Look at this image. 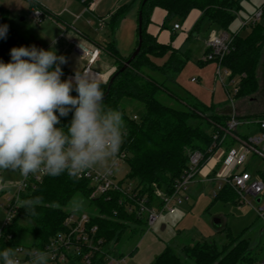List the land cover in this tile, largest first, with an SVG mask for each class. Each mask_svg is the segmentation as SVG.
Masks as SVG:
<instances>
[{
  "label": "trees",
  "instance_id": "1",
  "mask_svg": "<svg viewBox=\"0 0 264 264\" xmlns=\"http://www.w3.org/2000/svg\"><path fill=\"white\" fill-rule=\"evenodd\" d=\"M30 3L31 8H40L32 0ZM83 3L88 6L86 0ZM260 7L263 19L264 3ZM155 8L165 12L160 28H167L174 19L183 22L192 10L199 11L200 15L190 29V33H193L199 30L204 21L228 31L230 23L242 9V5L241 0H147L144 4L142 0L138 2V12L142 13L140 52L127 68L116 75L109 88L110 76L102 87L105 93L104 104L123 114L126 135L119 152L125 154L124 160L128 164L126 178L135 179L136 185L141 187L142 193H147L149 200L154 199V190L172 192L174 181L187 166L190 151L200 150L205 154V159L209 156L207 149L212 143V133L216 130V125L224 126L229 119L227 113H213V108L190 97L173 80L172 76L178 73L188 60L189 52H182L173 46L174 33L171 34L170 42L161 43L156 35L147 31ZM127 12L128 6H121L110 15L108 25L111 34ZM7 20V14L0 6V25H8L6 39H0V60L5 63L11 59V48L31 46L18 36ZM257 23L259 21L250 24L249 27ZM232 34V50L223 57L221 65L228 70L230 79L237 77L234 96H251L258 89L256 68L261 56V42L264 41V27L257 35L253 30L245 36ZM137 42L138 29L136 45ZM102 48L113 58L116 65L112 74L118 71L130 56H121L113 40L104 42ZM161 58H165L164 61L158 62ZM61 67L64 73L63 80L69 73L63 65ZM167 81L173 83L176 94L166 87ZM160 93L177 98L185 107L175 108L165 104L159 100ZM72 95L76 93L73 92ZM124 99L141 103L144 106L143 112L140 115H126L122 103ZM71 119L72 113L61 118V125L58 126L67 125ZM234 144L235 141L231 137L224 141L226 149ZM36 196L41 197V204L35 210L36 215L27 214L22 202ZM109 196V199L104 197L90 199L88 181L70 178L67 173L56 177L45 175L34 189L20 194L22 202L19 203L16 216L0 233V250L20 244L15 238L21 233L31 236L32 241L27 247L38 249L43 247L52 236L62 230L63 221L72 210L69 207L75 199L87 200L93 208L89 211L90 224L97 226V237L103 239V244L107 246L110 242L119 240L129 230V226H139L143 223L134 213L124 211L118 203L120 197L118 193H110ZM213 200L236 203V195L225 185ZM134 229L137 232L136 227L131 228ZM241 235L233 236L230 230L226 229L228 243L221 247H218L214 240H203L191 246H183L182 252L192 261L188 264H254L259 258L257 251ZM260 249H264V246ZM104 263V255L95 252L91 264ZM0 264H3L2 260ZM67 264L79 263L73 259ZM152 264L187 263L172 247L165 246Z\"/></svg>",
  "mask_w": 264,
  "mask_h": 264
},
{
  "label": "rangeland",
  "instance_id": "2",
  "mask_svg": "<svg viewBox=\"0 0 264 264\" xmlns=\"http://www.w3.org/2000/svg\"><path fill=\"white\" fill-rule=\"evenodd\" d=\"M86 1L88 6H85L80 0H34L33 2H36L45 12L40 22L34 20L30 15V0H0V6L7 14L8 24L15 29L18 36L31 46L35 45L37 48L42 46L43 48L45 44L57 39L60 40V43L68 45L71 34L78 35L77 32L79 31L98 42L100 44L99 49L102 48L104 41L113 40L114 45L120 52L130 55L135 49L137 41L139 0H91L90 4L89 0ZM263 3L264 0H241L242 9L230 23L228 32L236 33L240 28V18L252 14ZM121 6H128V12L119 21L114 33L111 34L108 25L110 15ZM173 22L182 23V20L174 19L169 24ZM211 27H214L212 28L215 29L214 32L220 30L215 25ZM262 27H264V18L252 27L247 26L241 29L239 35L245 36L250 30H253V33L257 35L261 32ZM209 29H207V24L202 22L198 38L190 36L185 40L186 34L178 32L185 44L184 48H189L190 52L183 68L172 76L173 80L206 106H222L221 108H223L225 104L230 106L232 101L237 113L236 102H240L244 104L246 111L251 113L247 114L246 118L263 116L264 41L261 42V56L256 68L257 91L251 96L235 98L234 86L237 83V77L230 79L229 73L221 70L222 81L220 82L216 78L217 61H203V40L205 42L208 40L211 32ZM78 39L71 41H76L86 47ZM175 39H177V36H174L172 42ZM169 41H171V38ZM66 51L72 64L76 63L77 56L74 45L71 44L70 46L69 44ZM109 57L106 51L100 49V57L91 66V69H98L100 65L109 64ZM164 59H158V62H162ZM86 64L87 58L83 62L77 63V66H86ZM99 70L101 71V69ZM191 77H197L199 81L192 83L190 82ZM65 79L68 78L65 76ZM166 83V87L176 94L173 83L169 81ZM159 100L175 108L185 107L180 100L165 93L159 94ZM122 103L128 116L140 115L144 110V106L136 101L124 99ZM216 111L217 108L213 109V113H217ZM245 127L247 126H242V130H245ZM250 165L249 170L255 166L264 173L263 157H256ZM91 169L99 173L111 171L116 180H127L128 164L123 159L118 160L117 157L115 163L109 161L107 169L99 166ZM22 179L23 176L19 172L0 170V186H2L0 187V229L6 215L5 200ZM128 182L136 185L135 179L128 178ZM211 189L212 186L208 183L189 184L187 192L191 196L187 201L173 202L175 209L173 214H161L151 229H148L144 219L139 226H129V230L119 240L110 242L108 248L117 252L115 254L124 256L125 261L121 264H152L154 258L162 249L165 246H170L188 264L192 261L184 256L183 246H191L203 240H214L216 245L221 247L223 244L228 243L226 229H229L233 236L242 234V238L247 239L249 245L256 249L259 258L264 256V249H260L264 246V212L260 215L255 211V208L264 203V192L257 197L252 198L249 196L248 200L251 201V205H249L247 203L235 204L231 202L224 203L220 200L214 201ZM153 197L154 199L150 202L157 205L158 200L155 192ZM257 199H260V201H257ZM20 202L22 201L19 200ZM69 208L83 210L88 213L93 210L87 200L77 201V199L72 202ZM21 222L23 223V221ZM161 225H164L165 228L161 229ZM132 227H136L137 232H135V229L131 230ZM15 240L24 246L29 245L32 241L31 236L26 233L19 234Z\"/></svg>",
  "mask_w": 264,
  "mask_h": 264
},
{
  "label": "clouds",
  "instance_id": "3",
  "mask_svg": "<svg viewBox=\"0 0 264 264\" xmlns=\"http://www.w3.org/2000/svg\"><path fill=\"white\" fill-rule=\"evenodd\" d=\"M7 32L8 25H0V39H6ZM10 56L7 63L0 60V170L25 178L42 172L78 179L88 169L115 163L125 123L120 111L104 104L102 78L76 70L62 80L61 65L67 59L54 47H13ZM70 113V122L58 126ZM40 204L36 196L24 200L22 207L36 215ZM0 260L21 264L12 247L0 250ZM47 260L46 252L34 250L28 264Z\"/></svg>",
  "mask_w": 264,
  "mask_h": 264
},
{
  "label": "built area",
  "instance_id": "4",
  "mask_svg": "<svg viewBox=\"0 0 264 264\" xmlns=\"http://www.w3.org/2000/svg\"><path fill=\"white\" fill-rule=\"evenodd\" d=\"M122 1V0H120ZM31 17L40 22L45 15L43 9L33 7L31 9ZM262 17V7L257 8L252 14L240 20V28L249 26L250 24L260 21ZM179 24L175 23L173 29H179ZM233 34L227 30H219L212 32L208 40L205 42V53L203 61H217L218 68L216 78L221 82V70L229 73L227 69L221 65V60L231 50V41ZM75 49L87 58V64L83 71H90L98 74L105 82L108 76L91 69V65L97 60L100 49L86 48L76 41H72ZM82 71V72H83ZM67 78L71 77L69 75ZM191 81H196L195 77ZM236 88L234 86V95ZM229 94V93H228ZM230 98V95H229ZM229 119L224 126L216 125V130L212 133V143L208 147L209 156L205 159V154L200 150H193L188 153L187 166L184 168L180 177L177 178L172 186V192L165 193L161 190H155L158 204L154 205L150 202L147 193L141 192V187L133 185L127 180H116L111 171L107 173H99L93 169L86 170L79 178L88 181L90 188V199L104 197L109 199L110 193H118L120 195L118 203L127 213H134L136 217L151 229L158 221L163 213L173 214L175 212L174 203L187 201L188 186L193 183L201 173L203 166L207 165L208 160L216 155L218 151H222V157L217 161L220 164V170L213 177L217 179V184L212 191V196L225 186H229L235 193L238 203H247L251 205L248 197H257L264 192V178L255 177L245 168V164L251 155L256 153L264 158V145L262 149L258 146L264 142V117H249L240 119L237 116L236 109L231 101L229 106ZM136 118V116H134ZM240 126H256V133H235ZM227 137L234 139L237 146H231L228 149L224 146ZM118 160H124L125 154L118 153ZM205 159V160H204ZM216 162V163H217ZM215 165L205 174V179L209 178ZM44 173L29 175L23 177L10 195L6 198L5 218L0 229V233L4 226L12 222L16 216L19 206L20 194L29 189H34L40 183ZM260 201V199H259ZM255 208V211L262 215L264 212V203ZM97 226L90 224V214L83 210L72 209L69 211L63 221V228L52 236L43 247H27L24 245H15L13 248L17 251V258L21 264H28L32 259L34 250L44 251L48 254L47 264H67L69 261L76 259L79 264H91L92 257L95 252L104 255V264H121L125 258L120 254H115L113 250L105 246L103 239L97 237ZM108 251H110L108 253ZM119 255V256H116ZM254 264H264V256L259 258Z\"/></svg>",
  "mask_w": 264,
  "mask_h": 264
},
{
  "label": "crops",
  "instance_id": "5",
  "mask_svg": "<svg viewBox=\"0 0 264 264\" xmlns=\"http://www.w3.org/2000/svg\"><path fill=\"white\" fill-rule=\"evenodd\" d=\"M32 1H34V0H32ZM80 1L82 2V0H80ZM90 2H91V0H89V4H90ZM199 15H200L199 11L192 10L189 13V15L186 17V19L182 23H178L179 26H180L179 29H173V25L175 23H177V22H173V23L169 24L167 28H160V26H161V24L163 23V20H164L165 12L162 9H160V8H155L153 10V12H152L151 23L148 24V26H147V31L150 32L151 34L156 35L158 41L161 42V43H168L167 41L170 40L171 34L174 33L175 34V37L177 36V39H175L172 42L173 46L176 47V48H179L182 52H190V49L189 48H184V45L185 44L182 42V38L180 37L181 35L178 34V32H183L184 35L186 34V36L184 37V40L185 39H188L190 36H193V37L198 38V35L200 33V27H199V30L197 32H193V33H190V29L192 28L193 24L198 19ZM240 20H241V18H240ZM203 23H206L207 24V29L210 28L209 29V30H211L210 34L215 30V29H212L214 27H211V26H214V25H211L209 22L204 21ZM241 29H243V28H239V30L236 31V33L240 34V30ZM217 30H219V29H217ZM77 34L78 35L71 34L70 40H69L70 43L68 42L70 44V46L72 44V41L71 40H73V39H76L77 40L78 38L80 39V40L78 39V41H80L81 43H83L88 48H95V47H99L100 46V44L98 42H96L93 39H91L87 34L82 33V32H79V31L77 32ZM203 41H204L203 42V49H204V53H205V40H203ZM104 42H106V41H104ZM69 44L66 45L64 43H60V40L57 39L56 41L53 40L52 42L50 41V43L45 44V47L46 48L43 47V49L48 50L49 48L54 47L56 49L58 55L65 56L66 59H67V63L63 64V66L67 69L69 75H72L73 76L74 73H75L74 71H76V70L77 71H81V72L83 71V69H84L85 66H83V65L81 66L80 65L78 67L77 66V63H80V61L83 62V60H85L86 57L83 54H81L79 51H77L75 49V47H74V51L76 52L75 54L77 56V61H76V63L72 64V62L69 59V56L67 55V51H66L67 46H69ZM90 46H92V47H90ZM40 48H42V46ZM100 49H103V48H100ZM118 52H119V54L121 56H124V57H126V56L129 55V54H126V53H122L119 50H118ZM108 56H110V55L108 54ZM99 57H100V52H99V55L97 57V60L92 65H94L98 61V58ZM109 58H110L109 59L110 60L109 61V64H107V65H100V67L98 69H94V71L100 73L101 75H105V76L110 75L115 70V64H114L113 58L111 56ZM99 69H101V71ZM191 78H190V82H192V83H196V82L199 81V79L197 77H195L196 78V81H191ZM227 93H229V92L227 91ZM188 94H189L190 97L194 98L190 93H188ZM209 107H211L213 109L217 108V111L216 112L217 113H221V114H224V113H227L228 114V111H229L228 104H225V106L223 108H221L222 106H213V105H210ZM236 108H237V113H238L237 116L240 119H244V118H246V115L247 114H251L248 111H246V109L244 108V104L243 103L236 102ZM241 127L242 126H240L239 128H237V131L240 134H245L247 132L248 133H256L258 131V129H257L256 126H247V127H245V130H242L243 128H241ZM263 145H264V142H263L262 145L258 146V148L262 149V146ZM233 146H237V144H234ZM219 157H222V151H218L215 156H213L210 160H208L207 165L206 166H203V169H202L201 173L198 175L197 179L193 183H197V184L208 183V184H210L212 186V189H211V192H212L213 189L215 188L216 184H217V179H214L215 177H213V176L215 175L216 172L218 173V171L220 170V167H219L220 166L219 165L220 163L217 162L220 159ZM256 157H260V155H258L256 153L255 154L254 153H251V155L249 156V158H248V160H247V162L245 164V168L248 171H250L253 176L264 178V173L260 169H258L257 167L254 166L250 170L248 168V167H251L250 164L252 163V161H254V159H256ZM214 165H215V167L213 168L211 174L209 175L210 177L208 179L207 178L205 179V177H204L205 174ZM188 196L189 197L191 196L190 193H188ZM212 198H214V197L212 196ZM236 203H238L237 199H236ZM239 204H241V203H239ZM163 227L165 228L164 225H163Z\"/></svg>",
  "mask_w": 264,
  "mask_h": 264
},
{
  "label": "water",
  "instance_id": "6",
  "mask_svg": "<svg viewBox=\"0 0 264 264\" xmlns=\"http://www.w3.org/2000/svg\"><path fill=\"white\" fill-rule=\"evenodd\" d=\"M147 0H142V4H144ZM137 29H138V42L137 45L135 47V49L133 50V52L130 54L129 58L124 62V64L122 65V67L118 70L115 71V73H111L109 76V80H108V88L110 86V84L113 82L114 78L116 77V75L119 72H122L125 68H127L130 64V62L138 55V53L140 52L141 49V45H142V13L141 11L138 12V25H137ZM108 76V77H109ZM106 80V81H107ZM107 92V91H106ZM257 201H259V199H257ZM163 225L161 226V229H163Z\"/></svg>",
  "mask_w": 264,
  "mask_h": 264
}]
</instances>
